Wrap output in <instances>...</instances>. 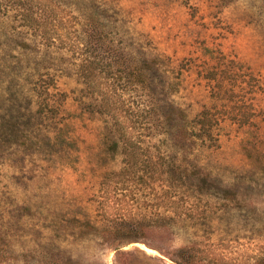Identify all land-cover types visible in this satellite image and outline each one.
I'll use <instances>...</instances> for the list:
<instances>
[{"label":"rangeland","instance_id":"obj_1","mask_svg":"<svg viewBox=\"0 0 264 264\" xmlns=\"http://www.w3.org/2000/svg\"><path fill=\"white\" fill-rule=\"evenodd\" d=\"M12 2L49 36L40 44L0 10V264H264V0ZM83 33L164 59L159 69L178 89L156 92L153 126L181 125L170 100L189 127L203 108L236 111L211 97L204 74L217 64L229 95L248 98L255 116L242 126L223 118L213 145L145 138L158 169L149 186L112 183L103 194V175L123 164L82 91V58L72 53ZM237 66L245 77L236 87ZM45 83L53 86L40 114L34 91ZM60 127L66 144L55 139ZM123 215L142 224L133 238L110 244L90 228Z\"/></svg>","mask_w":264,"mask_h":264},{"label":"trees","instance_id":"obj_2","mask_svg":"<svg viewBox=\"0 0 264 264\" xmlns=\"http://www.w3.org/2000/svg\"><path fill=\"white\" fill-rule=\"evenodd\" d=\"M12 1L0 0V10L5 13L13 12L20 27L34 31L39 43L44 44L49 32L40 25L36 14L31 9L13 4ZM101 36L102 38L92 40L89 35L84 38L83 33L80 37L81 48L77 49L78 52L73 51L72 54L78 53L82 58L76 68L81 78L79 81L84 97L89 100L88 110L104 118L109 133L115 138L109 152L122 156V167L118 171L103 175L100 183L103 194H108V187L112 183L117 186L124 184L133 187L149 186L158 169L148 164L147 161H151L152 156L148 151L141 149L145 138L163 136L172 141L193 138L213 145L217 142L213 134L214 130L223 118H228L242 126L250 123L255 116L248 98L229 95L232 90L226 85L227 67H220L217 64L204 74V78L213 83L211 97L215 104H219L220 101L223 104L233 102L238 107L236 111L231 108L224 111V105L203 108L191 121L192 127H189L186 124L185 112L170 100L168 103L170 117L183 124L172 128L153 126L150 120L151 110L155 109L156 104L155 94L158 90L168 89V94L174 95L178 89L177 78L166 76L160 71L159 68L164 60L161 57L144 52L138 54L135 50L115 44L108 34ZM232 73L236 77L234 81L237 87L241 80H244L245 74L240 66H237ZM52 86L53 83H45L39 89H35V96L39 98L37 113L44 114L41 108L44 104L47 106L46 98L50 95L49 89ZM47 112L52 114L51 111ZM55 139L63 144L68 142L61 127L57 130ZM105 220L107 223L102 228L94 225H90V228L97 231L101 239L110 244L125 237L133 238L143 229L141 223L126 215L120 219ZM113 246L116 251L119 250V246L116 244ZM180 252H183V249Z\"/></svg>","mask_w":264,"mask_h":264}]
</instances>
